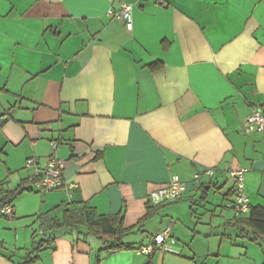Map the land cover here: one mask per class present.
<instances>
[{"label": "crops", "instance_id": "obj_1", "mask_svg": "<svg viewBox=\"0 0 264 264\" xmlns=\"http://www.w3.org/2000/svg\"><path fill=\"white\" fill-rule=\"evenodd\" d=\"M121 1L132 28L108 15ZM263 102L264 0H0V189L28 183L14 217L0 214V264H264V242L235 226L247 214L230 175L247 169L250 205L264 206V133L245 131ZM52 155L79 165L76 187L37 190ZM173 175L182 198L152 203ZM86 205L123 213L134 248L40 227ZM168 225L164 246L136 252Z\"/></svg>", "mask_w": 264, "mask_h": 264}, {"label": "built area", "instance_id": "obj_2", "mask_svg": "<svg viewBox=\"0 0 264 264\" xmlns=\"http://www.w3.org/2000/svg\"><path fill=\"white\" fill-rule=\"evenodd\" d=\"M108 15L115 19L125 21L128 28L133 25V5L131 3L121 1L117 9L110 8ZM245 131L264 133V102L253 107L252 112L247 116L245 123ZM53 149L57 147L56 142H52ZM28 166H35L38 161L35 158L27 159ZM68 166L67 160L58 158L54 155L45 160V165L39 169L32 177L31 181L41 192H48L59 188L73 189L77 186L75 182H70L64 177V172ZM247 169L240 168L230 172L233 182V195L235 198L234 208L237 215L248 214L250 210V198L245 186V174ZM205 173L210 177L215 174L214 168H207ZM195 179H200V173L195 175ZM186 192V183L179 178L178 175H173L166 186H162L150 192L149 199L154 204H162L168 201H173L182 198ZM0 214L6 218L14 217V207L12 204H5ZM172 228L170 225L161 229L155 234L153 241L141 245L136 248V252L147 255L153 254L156 249L164 246L168 238H170Z\"/></svg>", "mask_w": 264, "mask_h": 264}, {"label": "trees", "instance_id": "obj_3", "mask_svg": "<svg viewBox=\"0 0 264 264\" xmlns=\"http://www.w3.org/2000/svg\"><path fill=\"white\" fill-rule=\"evenodd\" d=\"M27 185L28 183H22L14 189L1 188L0 210L5 204L13 205V201L28 189ZM156 210L157 206L148 207L146 214L139 223H143L152 217L156 213ZM123 217V213L121 212L114 215H98L94 208L86 205L79 210L65 209L61 218L50 217L49 220L44 219L43 221L45 222L40 223V227L45 230L63 229V231H79L81 228H84L86 234L94 235L99 238L107 250L117 251L133 249L134 245L125 242V238L133 232L134 227L125 228L123 225ZM235 226H237L241 232L247 231V228H249L250 231L246 237L256 242H264V206L250 205L247 216L238 217ZM55 238L56 234H49V239L47 240L41 239L39 241H34L33 253L35 254L45 244L53 242ZM36 257V255L34 257H29L27 261H32Z\"/></svg>", "mask_w": 264, "mask_h": 264}, {"label": "water", "instance_id": "obj_4", "mask_svg": "<svg viewBox=\"0 0 264 264\" xmlns=\"http://www.w3.org/2000/svg\"><path fill=\"white\" fill-rule=\"evenodd\" d=\"M11 114V113H10ZM8 118H3L0 120V126H2L4 123H6ZM79 169V165L77 163H72L67 166L65 172H64V177L66 179L71 178Z\"/></svg>", "mask_w": 264, "mask_h": 264}, {"label": "rangeland", "instance_id": "obj_5", "mask_svg": "<svg viewBox=\"0 0 264 264\" xmlns=\"http://www.w3.org/2000/svg\"><path fill=\"white\" fill-rule=\"evenodd\" d=\"M4 172H5L4 165H2V163H0V179L3 178ZM2 219L7 220V218H5V217H2Z\"/></svg>", "mask_w": 264, "mask_h": 264}]
</instances>
